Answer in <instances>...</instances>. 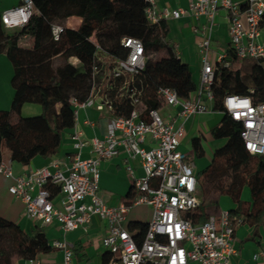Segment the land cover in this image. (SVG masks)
Listing matches in <instances>:
<instances>
[{
  "label": "built area",
  "instance_id": "1",
  "mask_svg": "<svg viewBox=\"0 0 264 264\" xmlns=\"http://www.w3.org/2000/svg\"><path fill=\"white\" fill-rule=\"evenodd\" d=\"M145 2L146 16L152 24L184 15L207 19L203 31H208V36L200 43L201 74L196 91L184 99L174 88L159 87L161 106L148 109L136 78L156 52L148 51L139 38L125 37L121 43L127 54L116 58L96 42L97 63L93 67L89 96L84 102L76 97L70 100L74 117L71 139L75 149L70 165L63 167L60 160L54 158L45 167L16 174L12 164L2 162L0 175L12 181L10 193L23 203L26 218L38 227L56 224L65 236L80 228L88 232L94 217L105 222L106 232L100 247L110 255L106 264H231L236 253L235 229L243 219L229 210L210 214L207 221L200 224L186 217L202 204V197L192 151H182L181 145L186 121L213 111L207 101L215 100L216 71L221 64L230 65L229 51L240 62L264 59V42L259 41L264 0H243L242 3L188 0L186 9L161 7L157 0ZM221 9L228 13L230 44L213 59L210 34ZM37 12L34 0H18L16 5L2 11V21L8 30L21 29ZM66 26L79 27L69 19ZM52 30L58 40L64 27L55 24ZM194 31L199 32V27ZM167 44L180 59L179 45ZM70 61L74 65L79 63L75 57ZM117 97L130 100L133 109L129 115H114L113 104ZM223 106L232 119L241 123L246 150L251 155H264V102H256L250 95L232 94L224 98ZM88 108L109 115L107 131L102 137L87 139L83 131L77 129L80 110ZM171 108L177 112L165 116L164 109ZM148 137L152 145L145 147ZM85 148L94 156L83 159ZM121 150L131 160L140 159L144 176H134L129 167L133 174V197L129 202L109 206L99 195L100 165ZM49 186L58 188V193L54 194ZM144 204L152 207V216L138 242L137 230L130 229L128 219L133 207ZM50 242L55 252H61L60 262L44 263L43 255H39L17 264H77L73 243L65 238ZM255 259L264 261V249Z\"/></svg>",
  "mask_w": 264,
  "mask_h": 264
},
{
  "label": "trees",
  "instance_id": "2",
  "mask_svg": "<svg viewBox=\"0 0 264 264\" xmlns=\"http://www.w3.org/2000/svg\"><path fill=\"white\" fill-rule=\"evenodd\" d=\"M34 3L38 12L21 29H6L0 9V47L13 66L10 83L14 89L10 107L0 109V164L29 165L37 156L48 158L60 153L65 135L74 130L70 100L76 97L84 102L91 90L93 67L97 63L96 42L116 58L127 54L121 43L125 37L139 38L148 51L156 52L136 78L148 109L161 106L159 87L174 88L184 99L196 91L197 83L189 64L176 57L167 44L169 25L166 21L159 24L148 21L145 0H34ZM71 17L81 18L78 28L66 26ZM55 24L64 27L58 40L52 30ZM25 36L29 37L27 46L21 44ZM229 55L231 63L218 67L213 88L214 109L222 117L211 128V135L224 143L214 150L210 162L197 171L202 204L186 217L195 224L206 222L211 207L216 213L218 199L227 195L236 205L231 211L233 215L244 216L243 221L257 228L264 225V155H251L246 150L242 125L225 112L223 101L227 95L236 94L264 102V65L262 59L240 62L232 51ZM72 57L79 60L77 65L70 61ZM27 102L40 104L42 113L23 116L22 108ZM113 106L115 116L129 115L133 109L130 100L123 97L115 98ZM191 145L194 159L204 156L201 137L193 138ZM8 151L11 162L4 160ZM246 187L250 189L249 200L243 197ZM51 188L54 194L58 193V188ZM212 192L218 197H210ZM146 226L145 222H131L130 229L137 230L138 242ZM84 250L82 245L75 246V257L87 259ZM53 251L45 231H27L16 221L0 215V264L23 263ZM109 258L104 253L103 263H108Z\"/></svg>",
  "mask_w": 264,
  "mask_h": 264
},
{
  "label": "crops",
  "instance_id": "3",
  "mask_svg": "<svg viewBox=\"0 0 264 264\" xmlns=\"http://www.w3.org/2000/svg\"><path fill=\"white\" fill-rule=\"evenodd\" d=\"M11 1V0H10ZM161 7H167L168 9H177V8H188V0H157ZM234 2H240L242 3L243 0H233ZM18 3V0H13L8 2V0H0V9L1 11L10 8ZM75 26H79L81 24V18L79 17H72L69 18ZM167 24L169 25L170 32L168 34V37L166 41L170 44H177L179 45V49L181 52L180 59L182 62L188 63L192 73H193V79L197 83V86L200 81V74H201V53H200V43L204 39V37L208 36V31H203V27H205L207 24V19L205 17H200L199 19L191 16V15H184L179 19H168ZM196 27H199V32H195L194 29ZM15 30V29H14ZM211 39H212V50H213V57L211 55V58L214 59V56L218 53H221L222 51L226 50L229 47L230 44V36L228 32V13L227 11L221 9L217 12L215 23L213 26V29L211 31ZM29 40V37L25 36L21 39L22 41ZM259 41L264 42V23L261 26V32L259 36ZM23 45V44H22ZM27 46V44L23 45ZM4 53L2 48L0 47V56L3 57L1 54ZM5 54V53H4ZM9 60V59H8ZM5 65L10 68L12 66L9 65L8 61L3 60ZM196 68V73L194 74V71L192 67ZM12 75H13V66H12ZM12 77V76H11ZM9 80V77H8ZM5 82H8L7 80ZM14 95V89L10 86L6 87L4 86V90L0 87V102L2 105H0V109H8L9 103L11 104L10 100L13 98ZM208 106L213 110L209 113H203L194 117H191L186 121L185 127L186 132L182 139V145L181 150L188 152L192 151V146L187 150L184 148L185 144L189 141V145L191 144V141L195 137H202L204 139H212L214 138L211 135V128L216 125L222 117V113L216 111L214 109L215 101L209 102L207 101ZM165 116L167 114L173 113L175 114L177 112V109L171 108V109H164ZM41 113L40 107L37 105H27L24 104L22 108V115L23 116H29V115H38ZM207 119V123L210 121L212 126L210 127V132L207 134L204 132L205 127L204 120ZM89 120L91 123L88 124L86 121ZM108 121H109V115L106 112H100L94 108H88V109H81L79 113V120L77 124V129L83 131L84 138L91 139L92 137H102L108 127ZM215 142H222L223 140H218ZM221 144V145H222ZM152 145L150 138H147L145 147H149ZM220 145V146H221ZM202 146L204 148L206 155V148L205 144L202 141ZM75 152V149L73 147V142L71 139V133H67L65 135L63 144L61 146L60 153L52 156V157H41L37 156L35 157L29 165H22L19 163H12L10 161L11 158V152H5L4 153V160L10 161L12 164L13 171L16 174H24L32 169L45 167L50 164V162L57 158L60 160L63 167L70 165L73 154ZM214 150L210 151V160L212 159ZM6 154H8L6 156ZM94 155L89 153V148H85L82 153V158L87 159ZM197 169L200 170L204 168L208 162H202L204 166H199V161L195 159ZM129 167L132 168L134 171V176L136 177H143L144 176V170L141 165V161L139 158H136L134 160H131L128 158L127 153L124 150H121L120 153L106 161H103L100 165V181H99V195L101 199L109 206H116L120 203L128 202L131 200V198L134 195V185H133V174L130 172ZM12 181L9 178H6L2 175H0V188L6 189L9 188ZM3 189V190H4ZM224 196H221L218 199V207L217 212L220 210H229L233 211V209L236 207L235 203L231 202L230 199H227V201H224ZM227 197V196H226ZM246 200H249L250 197L247 196L245 198ZM15 204H17L16 209L13 212V217H15L14 221H16L22 228L29 231L30 229H34L35 227H38L37 224L33 223L32 221L28 220L24 213V205L21 201L15 199ZM233 205L232 208L228 207V205ZM145 205V204H144ZM142 205L135 206L131 209L129 213V217L134 213L135 208H138ZM150 219L152 216V207L150 208ZM136 216V213H135ZM240 218L244 219V216H241ZM149 220H145L144 218H141L137 215V217L134 218L133 222H145L148 223ZM131 224V222L129 223ZM49 227V232L53 233L55 236L50 239L52 241L53 239H61L65 238L70 243H73L76 247L79 245H82L85 247L84 254L87 255V259H77L74 255L75 261L77 264H92L93 260L96 258L97 254V247L91 245V241H85L81 238H77L75 236L76 230L68 232L65 236L63 235V232L60 230L59 226L54 224ZM83 230V229H82ZM84 231V230H83ZM85 232V231H84ZM106 232V223L101 221L98 217H94L92 221V225L89 228V231L86 232L87 234H92L91 236L100 242L102 237L105 235ZM137 231L135 232V234ZM69 235H72L69 237ZM68 236V238H67ZM74 237V238H73ZM234 248L236 250V253L231 258V264H264L263 260H257L255 259V255L260 251L264 249V225H261L257 228L250 226L246 221H243L241 224H239L235 229V240H234ZM75 249V248H74ZM102 249V248H101ZM55 251L49 253L53 254ZM104 254V251L100 254V261L102 264L103 259L102 255ZM57 261L60 262L62 259L61 252H58L56 254ZM82 261V262H81Z\"/></svg>",
  "mask_w": 264,
  "mask_h": 264
},
{
  "label": "rangeland",
  "instance_id": "4",
  "mask_svg": "<svg viewBox=\"0 0 264 264\" xmlns=\"http://www.w3.org/2000/svg\"><path fill=\"white\" fill-rule=\"evenodd\" d=\"M13 1V0H11ZM10 0H8V2L11 3ZM29 41L26 40V41H22L21 44L25 45L27 44L28 45ZM3 57L0 56V87L4 90V86L8 87L10 86L11 89H12V86H11V83H10V79H11V76H12V66L7 58V56L2 53L1 54ZM7 60L9 65L11 66L10 68H8L5 63L3 62V60ZM262 64L264 65V59H262ZM193 71H194V74L196 73V68L193 66L192 67ZM8 77H9V80H8ZM8 81V82H5V81ZM12 99V98H11ZM11 102V100H10ZM26 104V103H25ZM0 105H2V103L0 102ZM27 105H37L38 107H40L41 109V113H42V106L38 103H32V102H27ZM9 106H10V103H9ZM39 113V114H41ZM29 116H33V115H29ZM206 119V118H205ZM204 125L205 127H201V128H205L204 129V132L205 133H209L210 132V127L209 126H212V124L210 123V121L207 123V119L204 120ZM202 141L203 143L205 144V148H206V155H204L203 157H196V159L199 161V166L202 167L204 165H202L203 163L202 162H210V151L211 150H215L217 147H219L222 142H215V141H218V140H212V139H204L202 138ZM192 142V141H191ZM190 146H192L191 144L189 145V141L185 144L184 148L185 149H189ZM222 182L226 181V179H222L220 180ZM4 188H0V215L1 216H4L8 219H11V220H14L15 217H13V212L14 210L16 209L17 207V204H15V197L10 193L9 191V188L6 187V189ZM224 197V201H227V199H230L231 202L232 199L227 196V195H223ZM227 196V197H226ZM247 196H251L250 194V189L248 187L245 188L244 190V199L247 197ZM210 197H215L217 198V194H215V192H212L211 193V196ZM213 198V199H215ZM230 202V205H228V207L232 208V204ZM208 204L209 201L207 202ZM234 203V202H233ZM212 204V203H211ZM151 206H149L148 204H145V205H142L138 208H135L134 210V213L129 217L128 219V223L130 222H133L134 221V218L137 217V215L141 218H144L146 221L150 219V211H151ZM214 208L213 206L211 207V214H214ZM135 213H136V216H135ZM32 229H30V232H31ZM33 230H42V231H45L48 235V237L51 239L53 238L55 235L53 233H50L49 232V227H45V228H41V227H35ZM92 235V234H91ZM90 234H87L86 232H84L81 228L79 230L76 231V234L75 236L77 238H81L82 240H85V241H88L90 242L91 241V245L92 246H96L97 247V256L96 258L93 260L92 264H102L101 261H100V254L103 252V249H101V244L99 241L95 240ZM72 235H69V237H71ZM64 238V237H63ZM68 238V236H67ZM74 238V237H73ZM56 254H58V251L54 252L53 254H45L42 256V259L44 261V263H54L57 261V257H56ZM82 262V261H81ZM86 264V263H85Z\"/></svg>",
  "mask_w": 264,
  "mask_h": 264
}]
</instances>
